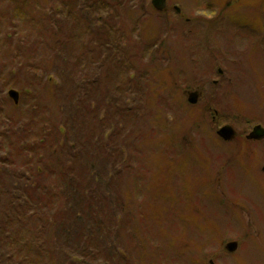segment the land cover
Here are the masks:
<instances>
[{
    "label": "rangeland",
    "instance_id": "1",
    "mask_svg": "<svg viewBox=\"0 0 264 264\" xmlns=\"http://www.w3.org/2000/svg\"><path fill=\"white\" fill-rule=\"evenodd\" d=\"M41 1L0 0V169L40 166L54 205L72 170L109 248L84 243L94 260L69 263L264 264V139L248 138L264 127V0H170L164 14L138 0ZM48 16L63 30L38 28ZM80 94L88 114L63 119ZM227 125L231 140L218 135ZM59 129L101 134L86 149L124 171L119 205L85 187Z\"/></svg>",
    "mask_w": 264,
    "mask_h": 264
},
{
    "label": "trees",
    "instance_id": "2",
    "mask_svg": "<svg viewBox=\"0 0 264 264\" xmlns=\"http://www.w3.org/2000/svg\"><path fill=\"white\" fill-rule=\"evenodd\" d=\"M58 24L60 23H56L52 19V22L49 24L43 23L41 27L36 26L42 28L47 33L52 32L54 35L56 32H60L59 29L63 30L62 27H58L60 26ZM60 45H63V42H60ZM63 64L65 65V63ZM55 71L56 74L61 75L59 70ZM60 80L67 81L62 76ZM76 82L78 85L79 81L77 80ZM73 87L70 91L71 93L79 90L83 91L81 85L78 86L79 90ZM88 91L90 92V90ZM68 93L65 95L67 103L70 100ZM74 102L73 99L71 103ZM84 103L85 99L81 95L78 100V113L75 110V106H68L67 104L66 108L71 107L75 111L71 115H66L65 110V113L61 117L68 121L75 119L79 122L81 118L88 114V110L84 108L85 106H82ZM85 113L86 115H84ZM105 116L109 120L112 119L110 111ZM56 131L58 134L57 136L55 132L56 139L62 141L61 137L63 138L64 151H67L66 149L69 146L73 147L72 157L74 160L71 162L78 163L83 167L86 174L85 187L89 191L91 189L93 193L94 191H100L101 193L97 195H100L98 197H101L103 201L104 197L116 195L114 197L117 205H119V196L116 194L114 187L121 181L124 171H119L115 168L111 169L110 155L106 153H104L102 159L98 153L92 154L93 157L88 154L87 149L91 145L93 149L99 146L96 143L98 142L97 137L101 134L92 132L90 134L92 136L84 140V138L81 139L68 131L64 135L60 129L59 132L58 130ZM105 131L107 130L104 128L103 132ZM78 132H81V130ZM25 137L23 138L25 139ZM48 137L47 134L43 138ZM118 137L111 136L110 141L111 139L118 141ZM94 139L97 140L93 141ZM73 140L74 145H71L70 143ZM87 145L89 146L86 149ZM22 147L19 152L24 154L25 150L28 149L24 145ZM30 152L35 154L33 150ZM31 155L30 159H32ZM23 160H26L28 163L26 158ZM86 163H90L89 166ZM69 165L73 167V164ZM34 167L29 170L25 168L0 169V177H4L2 182L0 179V264H71L68 261L69 256L71 259H75L76 263L80 260H94L93 252L95 251L93 249L89 250L92 245L97 244L100 249L109 248L107 245H104L106 239L105 234L100 230L101 227L87 223L97 218L94 217L99 211L97 206H94V203L90 204L86 202L88 194L80 190L79 184L75 182L77 178L75 176L71 177L72 170L70 168H62L64 175L56 179L61 181L63 186H71V190L66 195L62 188L64 198L62 202L58 199L54 205V201L52 202L54 197L52 191L48 187L42 188L40 185L45 174L42 170L43 168L38 165ZM33 185H36L34 189ZM105 189L110 190L111 194H107ZM98 242L102 243V245ZM84 243H90L91 246H85ZM67 249L75 250V253L79 256L75 255L76 257L74 258L70 252H67ZM81 264L87 263L82 261Z\"/></svg>",
    "mask_w": 264,
    "mask_h": 264
},
{
    "label": "water",
    "instance_id": "3",
    "mask_svg": "<svg viewBox=\"0 0 264 264\" xmlns=\"http://www.w3.org/2000/svg\"><path fill=\"white\" fill-rule=\"evenodd\" d=\"M152 2H153L154 7L159 11L164 10L166 7V0H152ZM9 94L11 98L14 99L15 103H18L19 93L17 91L12 90L11 92H9ZM195 100H196L195 96L192 95L190 97V102L195 103L196 102ZM218 135L224 140H231L235 135V130L233 129V127L227 125L218 131ZM248 138L250 140H263L264 139V127L262 125H257L256 127H254L253 131L250 133ZM228 248L230 251H234L235 244L230 245Z\"/></svg>",
    "mask_w": 264,
    "mask_h": 264
},
{
    "label": "flooded vegetation",
    "instance_id": "4",
    "mask_svg": "<svg viewBox=\"0 0 264 264\" xmlns=\"http://www.w3.org/2000/svg\"><path fill=\"white\" fill-rule=\"evenodd\" d=\"M35 1H37L38 3L37 4H35ZM120 1V0H119ZM125 1H127V0H125ZM23 2H24V0H20V3L23 5ZM30 2L32 3V9L34 10V8H35V6H38L40 3H42V1L41 0H30ZM92 3H94L95 2V4H100V3H102V1H98V0H95V1H91ZM138 2L141 4V6H149V7H151L154 11L156 10L158 13H160V14H164L166 11H168V9H169V7H170V0H166V7H165V9L164 10H162V11H159V10H157L155 7H154V5H153V2H152V0H138ZM137 3V2H136ZM25 5V7H28V4H24ZM84 6L85 7H81V8H79V10H75V9H72L71 8V10H69V14H72V13H74V12H83V11H85L84 10V8H86L87 7V5H86V3L84 4ZM120 6V5H119ZM98 7H100V6H96V8H98ZM39 10L41 9V7L39 6V7H37ZM175 11L178 13V12H181V10L177 7V6H175ZM97 17L100 19V17H102V19H103V12L102 11H100L99 12V14L97 15ZM101 19V20H102ZM52 22V18L50 19L49 18V16H48V18L44 21V23H46V24H49V23H51ZM55 22V21H54ZM219 71H221V70H219ZM255 141H258V140H255ZM212 264H213V262H212Z\"/></svg>",
    "mask_w": 264,
    "mask_h": 264
}]
</instances>
